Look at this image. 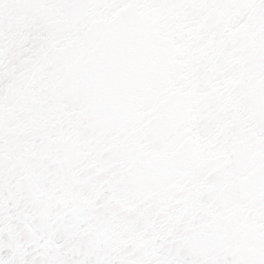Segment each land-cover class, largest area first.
I'll use <instances>...</instances> for the list:
<instances>
[{
	"label": "snow or ice",
	"instance_id": "obj_1",
	"mask_svg": "<svg viewBox=\"0 0 264 264\" xmlns=\"http://www.w3.org/2000/svg\"><path fill=\"white\" fill-rule=\"evenodd\" d=\"M0 264H264V0H0Z\"/></svg>",
	"mask_w": 264,
	"mask_h": 264
}]
</instances>
